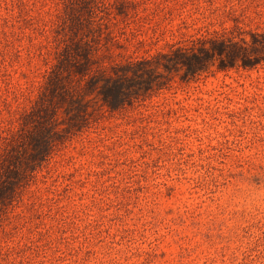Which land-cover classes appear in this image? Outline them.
Listing matches in <instances>:
<instances>
[{"label": "rangeland", "instance_id": "obj_1", "mask_svg": "<svg viewBox=\"0 0 264 264\" xmlns=\"http://www.w3.org/2000/svg\"><path fill=\"white\" fill-rule=\"evenodd\" d=\"M91 1L0 0V126L36 98L65 8ZM100 1L117 60L264 30V0ZM0 264H264V66L102 107L8 208Z\"/></svg>", "mask_w": 264, "mask_h": 264}, {"label": "trees", "instance_id": "obj_2", "mask_svg": "<svg viewBox=\"0 0 264 264\" xmlns=\"http://www.w3.org/2000/svg\"><path fill=\"white\" fill-rule=\"evenodd\" d=\"M91 4L89 17L83 8H65L52 29L54 45L45 47L52 61L36 98L0 126V225L54 153L89 129L102 107L122 110L166 89L176 76L193 80L215 66H264V30L238 25L148 58L117 60L116 37L98 12L105 4Z\"/></svg>", "mask_w": 264, "mask_h": 264}]
</instances>
